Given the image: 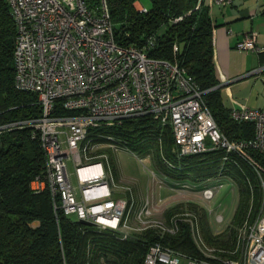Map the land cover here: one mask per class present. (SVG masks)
Returning a JSON list of instances; mask_svg holds the SVG:
<instances>
[{
	"label": "built area",
	"instance_id": "1",
	"mask_svg": "<svg viewBox=\"0 0 264 264\" xmlns=\"http://www.w3.org/2000/svg\"><path fill=\"white\" fill-rule=\"evenodd\" d=\"M5 1L16 26L14 86L34 93L40 112L33 119L0 126V133L4 128L22 126L37 133L45 157L44 173L32 181L31 189H47L55 209L99 228L119 231L123 238L151 226L174 232L176 227L166 228L152 218L159 208L153 200L145 199L135 206L133 197L113 195L116 184L109 156L97 150L104 143L113 149L119 147L110 136L98 133L125 119L148 115L168 124L180 155L213 149L225 151L223 161L231 153L252 161L248 150L264 155V108L244 104L230 108L231 120L252 123L254 134L249 140L228 139L203 99L205 91L193 78L175 61L148 56L151 38L142 47L116 43L106 0H98L96 5L88 0ZM230 2L215 0L221 6ZM134 7L140 13L147 11L140 1H135ZM257 36L256 30L247 32L237 49L264 53ZM257 70L264 71V66ZM253 165L259 177L261 204L255 219L245 222L237 233L242 247L236 257L215 253L205 243L197 219L187 214L182 220L190 224L201 256L186 255L156 242L147 249L143 264H264V170L255 162ZM222 185L216 178L202 190V199H213ZM213 210L206 209L208 214ZM142 219L143 225L132 227V222ZM222 220V215L216 219Z\"/></svg>",
	"mask_w": 264,
	"mask_h": 264
},
{
	"label": "trees",
	"instance_id": "2",
	"mask_svg": "<svg viewBox=\"0 0 264 264\" xmlns=\"http://www.w3.org/2000/svg\"><path fill=\"white\" fill-rule=\"evenodd\" d=\"M135 1L140 0H106L116 43L142 47L151 38L148 56L175 61L193 78L205 91L203 99L220 131L230 140L251 139L252 123L232 121L223 104L213 59L214 25L203 0H150V8L141 3L145 13L135 9ZM88 3L96 5L98 0ZM15 36L10 8L0 0V126L33 119L40 112L37 96L14 86ZM98 135L110 136L119 148L132 152L149 147L161 169L181 182L208 186L216 178L231 180L237 187L238 201L223 231L212 232L206 209L194 203H187L188 213L178 214V204L156 209L158 213L152 218L166 228L176 227L173 233L151 226L123 238L119 231L84 224L55 209L47 189H31L32 181L42 177L45 162L34 129L4 128L0 133V264H143L147 249L156 242L186 255L201 256L190 224L182 220L187 214L197 219L205 243L215 253L238 255L242 245L237 233L260 209L262 193L253 163L264 170V155L248 150L253 162L235 153L223 161V149L180 155L170 126L148 115L105 127Z\"/></svg>",
	"mask_w": 264,
	"mask_h": 264
},
{
	"label": "rangeland",
	"instance_id": "3",
	"mask_svg": "<svg viewBox=\"0 0 264 264\" xmlns=\"http://www.w3.org/2000/svg\"><path fill=\"white\" fill-rule=\"evenodd\" d=\"M140 1L144 6L150 8V0ZM257 75H260V77L252 76V83L243 87L246 95L244 98L251 96L250 106L255 109L264 108V73ZM97 152L98 154L105 153L109 156L112 172L115 176L114 184H116V189L114 191L117 192L115 197L123 199L133 197L132 200L135 206L137 204L136 195L139 194L141 197L144 196L145 199L152 200L154 198V204L159 207L156 209H167L178 204L180 207L179 211H177L178 214L188 213V207L190 206L187 203H194L196 207L199 206L204 209L210 207L215 210V212L207 215L211 231L220 233L225 228L226 223H228L233 208L238 201L236 185L228 178L223 177V185L214 198L210 201L203 200L201 192L206 185L186 181L181 182L175 179L174 176L166 174L157 163L153 151L147 146L132 152L122 147L113 149L109 144L104 143ZM70 170L72 172V182L76 184L74 171L73 169ZM125 187H130V190ZM157 199L159 200L157 201ZM157 213L158 211L154 210L152 216ZM219 215L223 217L221 222L216 221ZM144 220L147 221L145 218ZM144 220L132 222V227L136 228V226L143 225ZM138 230L140 231L141 229L134 231ZM200 233L203 235L201 231Z\"/></svg>",
	"mask_w": 264,
	"mask_h": 264
},
{
	"label": "crops",
	"instance_id": "4",
	"mask_svg": "<svg viewBox=\"0 0 264 264\" xmlns=\"http://www.w3.org/2000/svg\"><path fill=\"white\" fill-rule=\"evenodd\" d=\"M203 3L209 8L214 25L213 59L223 104L228 109L238 104L255 109L250 106L251 96L244 98L243 87L252 83V76L260 77L257 74L264 73L257 70L264 65V53L240 51L236 45L247 32L256 30L257 43L264 46V0H231L225 6L216 4L215 0H203ZM116 193L113 191V195ZM138 195L136 205L140 206L145 197Z\"/></svg>",
	"mask_w": 264,
	"mask_h": 264
},
{
	"label": "water",
	"instance_id": "5",
	"mask_svg": "<svg viewBox=\"0 0 264 264\" xmlns=\"http://www.w3.org/2000/svg\"><path fill=\"white\" fill-rule=\"evenodd\" d=\"M82 223L84 224H92L90 221H86V220H80Z\"/></svg>",
	"mask_w": 264,
	"mask_h": 264
}]
</instances>
